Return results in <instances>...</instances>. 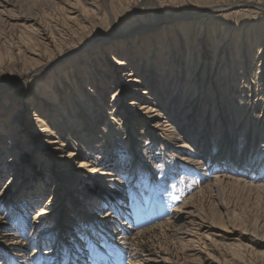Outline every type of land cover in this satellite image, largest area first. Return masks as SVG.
Listing matches in <instances>:
<instances>
[{
  "label": "rangeland",
  "instance_id": "obj_1",
  "mask_svg": "<svg viewBox=\"0 0 264 264\" xmlns=\"http://www.w3.org/2000/svg\"><path fill=\"white\" fill-rule=\"evenodd\" d=\"M22 11L25 26H14ZM263 58L264 0H0V264H222L235 253L263 264L264 244L249 240L264 238V76L231 75ZM131 71L164 90L155 114L142 112L135 90L146 89L129 88ZM48 90L69 120L48 111ZM114 93L137 111H111ZM197 99V113L184 110ZM19 106L28 111L13 118ZM243 159L250 167H234ZM192 195L214 230L172 221Z\"/></svg>",
  "mask_w": 264,
  "mask_h": 264
},
{
  "label": "bare ground",
  "instance_id": "obj_2",
  "mask_svg": "<svg viewBox=\"0 0 264 264\" xmlns=\"http://www.w3.org/2000/svg\"><path fill=\"white\" fill-rule=\"evenodd\" d=\"M79 1V0H78ZM16 13V12H15ZM14 13V14H15ZM13 14V13H12ZM20 15H22V16H20L21 18H19V16L14 20V21H16V23H15V25L14 26H25V24H26V21L28 20V16L26 15V13H25V11H22L21 12V14ZM72 20V19H71ZM224 34H227V33H224ZM224 36V35H223ZM227 37V35L225 36V37H223V39H225ZM226 40H224L223 41V43H222V48L223 49H225V48H227V45H228V42H225ZM259 45V44H258ZM115 47V46H114ZM118 47V46H117ZM132 51V50H131ZM110 52V51H109ZM115 52V51H114ZM108 55H110V56H112V53L110 52V53H108ZM239 58H242V53L240 54L239 53ZM112 61H113V64H114V66H117V67H121L120 68V70H125V67H127L128 66V64L126 63V64H123L122 62H124V61H120L119 59H118V57L116 56V55H113V57H112ZM126 62V61H125ZM56 63H52V64H48V65H46L45 67H51V66H54ZM133 64V63H132ZM263 66H264V58L261 60V62L259 63V62H257V61H254V62H252V70H247L246 68H247V66L245 65V66H242V64H240V66H238V68L235 70V67H234V69H233V71H232V74L231 75H235L236 73H237V75L238 76H243L244 75V73H246L247 74V76H248V78L249 77H251V80L252 79H254L253 77H254V70H258L259 72H258V75H261L260 77H259V80L261 81V79L263 78V76H264V72H263ZM123 68V69H122ZM132 69V68H131ZM119 70V69H118ZM237 71V72H236ZM75 72V71H74ZM73 72V73H74ZM138 71H131V73H128V74H124V75H126V77H128L129 78V80H127L126 82H127V84H128V86H129V88H131V86H134V85H136V87L137 88H140V87H144V89H146V91H140V90H138V89H136L135 91L136 92H139V93H142V94H145V96H144V99H146V102L145 103H147L145 106H143L142 105V112L144 113V114H146V115H148V116H150V114H155L156 112H158V110L155 108V102L154 101H156V96H161L162 94H164L165 92H164V90L163 91H157L156 92V90H155V87L153 86L154 85V80H152V76H150V77H148L147 78V80H145L144 82L142 81L141 82V80H139V77H140V75H142L141 73H137ZM166 72V71H165ZM164 72V73H165ZM116 73H118V71L116 72ZM256 73V72H255ZM123 74V73H122ZM162 76H164V75H162ZM227 76V75H226ZM225 77V76H224ZM76 78V77H75ZM227 78V77H226ZM246 78V77H245ZM79 79V78H78ZM117 79V78H116ZM118 79H119V77H118ZM258 80V79H257ZM163 81V80H162ZM188 81V80H187ZM190 81H191V79H190ZM120 82V81H119ZM125 82V83H126ZM174 82V81H173ZM173 82L172 81H170V80H168L167 81V86H169V84L170 83H172L173 84ZM196 82H197V77H194V80H192L191 81V88H192V86L194 85V84H196ZM260 83L261 82H259V84L258 83H254V85L255 86H258V85H260ZM172 84H170V85H172ZM190 84V83H189ZM138 85V86H137ZM124 87H126V86H124ZM154 87V88H153ZM195 88H197V86H195ZM242 88V87H241ZM87 89H89V88H87ZM125 89V88H124ZM143 90V89H142ZM196 90V89H195ZM248 90V89H247ZM89 91H92V90H89ZM56 92V91H55ZM93 92V91H92ZM119 93V92H118ZM197 93H198V91H197ZM215 93H217L218 94V92H215ZM133 94V93H132ZM158 94V95H157ZM181 94V93H180ZM221 94H223V93H221ZM44 96H45V98H47V106H48V111H49V109L50 110H53V108H57V110H60V115H62V116H64L65 118H67L68 120L70 119V118H68V116H67V109L65 108H61V103H60V100H59V98H57V97H55V95H54V93L52 92V91H50V90H48L47 92H45L44 94H43ZM58 95V94H57ZM102 96H103V94L102 95H100V100H99V102H101V99H102ZM113 98H112V104H111V111H113V110H119L120 109V107H123V108H125V114L127 115V114H129L130 112L132 113V112H135V111H137L135 108H138V106H136L137 105V102H132V103H128V104H125V106L123 105V104H121L120 105V107L119 106H117V105H115V104H113L114 103V101H116V99H119L121 96H116V93H114L113 95ZM164 96V95H163ZM133 97H138L139 98V95H134ZM194 97V96H193ZM137 100V99H136ZM171 100V99H170ZM199 99H197V100H195V101H193V103L191 104V105H186L185 106V108H184V110H188L189 109V111L191 112V111H194L195 113H197L198 112V109H199V106H200V101H198ZM81 101V100H80ZM173 104L174 102H169L168 104ZM190 103V102H189ZM197 103V104H196ZM102 104L103 103H99L98 104V106H102ZM188 104V103H187ZM196 104V105H195ZM150 105H155V106H150ZM119 107V108H118ZM70 108V107H69ZM28 108H27V106H19V108L17 109V111H16V113H15V115H14V117L13 118H17L19 115H24V112H26V111H28L27 110ZM170 111H172L173 109H172V107H170ZM139 111H141V110H139ZM35 112H37V110L35 111ZM107 113H110V112H107ZM1 114V113H0ZM166 114H168V113H166ZM36 115V114H35ZM116 115V114H115ZM114 115V116H115ZM16 116V117H15ZM38 116V115H37ZM144 116V115H143ZM154 117H156L155 115H153ZM152 116V117H153ZM193 116V115H192ZM113 119L114 120H116L114 117H113ZM35 120H38L37 118L35 119ZM60 120V119H59ZM171 120V119H170ZM58 121V120H57ZM187 122H190V124H192L193 123V119H188V121ZM60 123V121L58 122V124ZM72 123H74V122H72ZM76 123H78V122H76ZM13 124H14V122H13ZM61 124V123H60ZM178 125V124H177ZM101 126V125H100ZM187 126H189V124H186V127ZM217 127V126H216ZM77 128V127H76ZM157 128H159V127H157ZM191 128V127H190ZM189 127H188V129H190ZM221 128V127H220ZM187 129V130H188ZM160 130V129H159ZM162 130H168L169 131V129L168 128H164V129H162ZM172 130V129H171ZM12 131H13V135H11V140H12V147L13 148H15L16 146H17V140H19L20 138H21V134H20V131H18V129H12ZM81 131V130H80ZM172 132V131H171ZM21 133H23V132H21ZM54 133V132H53ZM175 134V133H174ZM182 134H186V131H185V129L184 128H182L181 130H180V132L178 133V136H180V135H182ZM190 134V133H189ZM185 137L187 138V139H189V140H191V134L190 135H185ZM98 138V137H97ZM139 138V137H138ZM196 143H200V145L201 144H203V140H201V141H199V142H196ZM225 143V146L224 147H229L228 146V143L229 142H224ZM227 143V144H226ZM207 145V144H206ZM61 147H63V148H68V147H70V145H65L64 143L62 144L61 143V145H60ZM192 145H191V142L189 143V142H187L186 143V141H184V143H183V148H188V149H192V147H191ZM133 147V146H132ZM60 149H58V151H59ZM207 150V149H206ZM224 150V149H223ZM60 151H64V149H61ZM203 151V150H202ZM228 152H229V150H228ZM228 152H226V154L228 153ZM31 153H33V151L32 150H30V149H27L26 150V155H30ZM204 153H207V151H205ZM226 154L224 155L225 157H226ZM219 156H223V153L221 152L220 154H219ZM74 158V157H73ZM70 159H72V158H70ZM230 160V161H229ZM228 161L229 162H232V163H234V162H236L237 160L235 159H233L234 161H232V159L230 158ZM242 162V163H241ZM241 162H239V163H236L235 165H234V167H239L240 169H242L243 170V165L245 166V167H250V166H248L247 164H245V160L243 159ZM247 163V162H246ZM259 163V162H258ZM81 164V166L80 167H83V168H85V166H87V168H88V165L87 164H85V163H83V162H81L80 163ZM225 164V163H224ZM263 165H264V160L262 159V161H260V165L258 166V167H260V166H262L263 167ZM229 168V167H228ZM261 168V167H260ZM248 169V168H247ZM251 169V168H250ZM244 171H245V169H244ZM96 172V171H95ZM110 173V172H109ZM99 175V174H98ZM79 176V175H78ZM245 178H246V176H245ZM249 178V177H248ZM247 179V178H246ZM218 182V181H217ZM259 188L261 189V190H264V183L261 185V186H259ZM116 190V189H115ZM118 193V192H117ZM195 197V195H192L191 197H189L187 200H186V202L185 203H183L181 206H179V207H177V208H175V210H174V212H173V216H172V221L176 224L177 222H182L180 225H178V228H179V230H183V228H184V226L185 225H187V226H190V227H192V228H194V229H196V231L198 230V231H205L206 230V232H208V231H212V230H214V228L216 227V226H214V225H212V224H210V222L208 223V222H206V221H204L203 219H201V218H199V216L196 214V211L194 210V208L191 206V204H190V202H191V200L193 199ZM51 199V197H49L48 199H46L42 204H41V206H39L38 208H37V210H36V213H35V215H34V217H33V219L36 221V224L37 225H33V226H31L32 228H33V234L32 235H34V234H37V233H39L40 232V230L43 228V226H44V224H45V222H46V216H48V215H50L51 214V210H50V208H52V207H50V206H53L55 203V201H52V200H50ZM101 200H96V202H98V204H99V206H105L106 205V202H105V200L103 199V201H101ZM52 204V205H51ZM117 209V208H116ZM116 209H115V212H116ZM121 209V208H120ZM110 212V211H109ZM117 213V212H116ZM119 213V212H118ZM117 213V214H118ZM106 215H107V212H106ZM120 215V214H119ZM97 216V213H95V212H92L91 214H90V218H94V217H96ZM117 216V215H116ZM115 216V217H116ZM105 219L106 220H109V218H108V216L107 217H105ZM120 219V218H119ZM40 220H42V221H40ZM108 222V221H107ZM117 222V221H116ZM120 223V222H119ZM122 225H125V224H123L122 223ZM126 225H127V223H126ZM115 226V225H114ZM126 227V226H125ZM162 228V227H161ZM173 228V227H172ZM227 228V227H226ZM124 229V228H123ZM188 229V228H187ZM221 229V228H220ZM228 229V228H227ZM122 230V229H121ZM132 230V229H131ZM224 231V230H223ZM227 231V230H226ZM109 232V231H108ZM125 232H126V230H125ZM129 232V231H128ZM111 233H114V231L113 232H111ZM198 233V232H197ZM115 234V233H114ZM113 234V235H114ZM109 235V234H108ZM120 235V234H119ZM128 235V234H127ZM200 235V234H199ZM202 235V234H201ZM202 236H204V235H202ZM109 237V236H108ZM129 237V236H128ZM199 237V236H198ZM37 238V237H36ZM118 238V237H117ZM125 235L124 236H122V237H120V238H118V239H120V241L121 240H123V243L126 245V243H125ZM116 239V238H115ZM119 240H116L115 242L117 243V244H120L119 242H118ZM253 245H255V246H257V245H263L264 244V238L262 239V240H260V239H250L249 240ZM114 244V243H113ZM122 244V243H121ZM233 244V243H232ZM124 245V246H125ZM227 245V244H226ZM235 245V244H234ZM228 246V245H227ZM242 245H240V246H238L237 245V247L238 248H240ZM244 246V245H243ZM247 246V245H246ZM123 248V247H122ZM121 248V249H122ZM232 248V247H231ZM238 248H237V250H238ZM119 249V248H118ZM76 250V249H75ZM125 250V249H124ZM236 250V249H235ZM246 250V249H245ZM241 251V250H240ZM235 252V251H234ZM246 252V251H245ZM240 253V252H239ZM242 253V252H241ZM231 254V253H230ZM238 254V253H237ZM246 254V253H245ZM244 254V255H245ZM240 255V254H239ZM260 255H263L264 256V252L262 253V254H260ZM45 257V256H44ZM50 257V256H49ZM231 257V256H230ZM237 256H236V253H235V255H232V259H230V260H228V261H224L222 264H245V262H244V260H245V258H244V260L242 259V258H236ZM241 257H243V256H241ZM52 258V257H51ZM171 259V258H170ZM208 261V263L209 264H221V263H218L217 261H215V260H207ZM246 261V260H245ZM248 261V260H247ZM154 262V261H153ZM152 262V259L150 258V259H144V260H142V262L141 263H139V264H151V263H153ZM253 262H251V264H252ZM76 264V263H75ZM128 264H132V263H128ZM253 264H256V263H253ZM264 264V263H263Z\"/></svg>",
  "mask_w": 264,
  "mask_h": 264
}]
</instances>
